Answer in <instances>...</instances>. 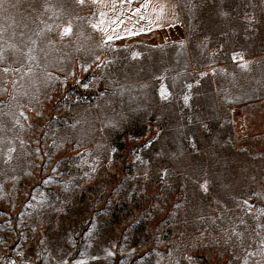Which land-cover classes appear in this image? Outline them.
<instances>
[{"label": "rangeland", "instance_id": "obj_1", "mask_svg": "<svg viewBox=\"0 0 264 264\" xmlns=\"http://www.w3.org/2000/svg\"><path fill=\"white\" fill-rule=\"evenodd\" d=\"M178 5L172 38L121 42L120 27H93L89 0L0 3V70L19 69L0 71V264H264V0ZM187 51L200 73L191 81L183 71L172 92L169 66L176 58L186 68ZM208 76L220 109L208 97L197 105L212 121L230 105L235 142L188 173L184 158H168L162 125L182 122L176 112L209 88ZM154 92L175 106L136 135L124 108L139 113ZM202 123L206 146L228 138ZM153 143L160 149L147 153Z\"/></svg>", "mask_w": 264, "mask_h": 264}, {"label": "trees", "instance_id": "obj_2", "mask_svg": "<svg viewBox=\"0 0 264 264\" xmlns=\"http://www.w3.org/2000/svg\"><path fill=\"white\" fill-rule=\"evenodd\" d=\"M166 47L176 48L177 46H175L174 44L171 45L169 44ZM174 60L175 61L171 62V66H169V68L171 69L170 74L172 75V77L168 78V83L171 89H173L171 85L172 80L185 75L187 78L189 77L188 78L189 80L192 81L194 80L195 73L197 74L200 73L199 70L200 67L198 65L196 66L193 65L194 62L191 60L190 57H188V51L184 53V59H183L184 62L186 63V64L184 63L186 68H182V70H179L178 64L176 62L177 59L175 58ZM192 69H196L194 70L196 71L194 74ZM108 71L109 70H107V72ZM183 71H184V75L182 74ZM156 75H159V72H154V74L152 75H147L146 79L153 80L157 77ZM202 81L203 82L207 81L209 83V88L201 92L199 90L198 91L195 90V98H193L192 100V105L190 109H186L185 111L178 110L176 112V116L178 117L179 120L182 121L179 125L172 126L171 123L168 121V118L164 116L165 114L163 115V117H165L166 120L162 125L163 132L161 134V140H165V147L169 148L170 150L168 158L171 161H174L176 158H184V160H186V163H188L184 167V169H187L188 173L191 172L192 166L190 165L192 161L194 162V160H196L198 157L202 156L203 154L213 155L217 149H223V151L231 150L235 142L230 113L228 110V106L230 105L227 106L224 114H222L221 112L218 113L214 118L215 120L213 121L210 120V118L205 114L206 108L204 106H201V104L197 105L199 100L204 99V97H208L212 99L214 108L220 109L219 107L221 106L220 103L218 102V92L211 80V77L210 76L205 77L201 79V82ZM116 92L118 93L119 91L112 92V94H115ZM172 92H177V90L173 89ZM110 93L111 92L108 93L107 91H103V95H108V94L110 95ZM152 97L156 99L154 100L153 103H147L146 105L138 109L131 107L134 109L132 111L139 112L136 114H130L131 113L130 109L126 107L124 108L123 106L125 111L124 114L126 118L131 119L130 124L127 125L126 128L127 130L130 125L134 124L132 125V127L140 128V132L139 133L136 132V135H142L146 129L148 122L152 118L158 117V115L162 116L160 115L159 108L163 111V109L175 106L173 104L174 103L173 100L165 103L159 101L157 92H154L152 94ZM114 98H116V96ZM113 103H114L113 105H115L114 107L119 108V106H121V104L119 103L116 102ZM187 116L189 117V119H187ZM201 120L207 123V125L211 130H216V129H220V131L227 130L229 132L228 138L218 137L216 140L217 141L216 144L206 146L202 141V139L209 137L211 134L207 133L204 128L201 129L203 126ZM176 127H181V129H184V133L181 134V132H179ZM174 131L175 133L179 134L178 136L176 135V138H174L175 136ZM172 136L174 139L172 138ZM191 141L194 142L195 148L191 146L190 144ZM156 146L158 145L156 143H153L152 147L148 150L147 153L154 152L157 151V149H160ZM174 148L177 149L174 150ZM194 151H196L197 153H195Z\"/></svg>", "mask_w": 264, "mask_h": 264}, {"label": "crops", "instance_id": "obj_3", "mask_svg": "<svg viewBox=\"0 0 264 264\" xmlns=\"http://www.w3.org/2000/svg\"><path fill=\"white\" fill-rule=\"evenodd\" d=\"M148 0H98L89 3L99 27H120L121 42L138 39L164 41L181 31L182 17L178 0H151L147 8L142 7ZM160 4H166L162 18H157ZM175 6V7H173ZM139 9V11H137ZM103 13L104 15H101Z\"/></svg>", "mask_w": 264, "mask_h": 264}, {"label": "snow or ice", "instance_id": "obj_4", "mask_svg": "<svg viewBox=\"0 0 264 264\" xmlns=\"http://www.w3.org/2000/svg\"><path fill=\"white\" fill-rule=\"evenodd\" d=\"M91 2L93 3V4H95V3H97L98 2V0H91ZM129 2H130V0H129ZM151 2V0H148V2L147 3H145L144 5H142V7H144V8H147L148 6H149V3ZM0 3H3V0H0ZM76 3L77 4H80V5H83L84 3H85V0H76ZM167 7V5L166 4H160L159 6H158V8H154L153 10L154 11H156L157 12V18L159 19V18H162V16H163V14H164V10H165V8ZM173 7H175V6H173ZM137 11H139V9H137ZM101 15H104L103 13H101ZM48 27H50V26H48ZM93 27L95 28V27H97V25H93ZM3 31V29H0V32H2ZM71 31H72V27H71V24L69 23V24H67L66 26H64L63 27V29H62V31H61V33H60V35H61V39H63V37L64 36H66V35H70L71 34ZM21 35H23V33H21ZM107 39H112V37L111 36H109V37H107ZM35 43H36V41H32V44L33 45H35ZM49 43H52V41H49ZM103 43V42H102ZM10 47L14 50L13 51V54L15 55V53L16 52H18V51H20L19 49H17L16 48V46L15 45H10ZM5 51H6V49L4 48V47H0V62H3V61H6L7 59H8V57L7 56H5ZM32 51V49L30 48L29 49V53ZM234 59H235V56L233 57ZM28 59L29 60H32V59H35L34 57H32V56H29L28 57ZM95 59L96 60H99L100 59V57L99 56H97V57H95ZM13 62H15V61H13ZM101 63H103V62H101ZM82 67H84V69L85 70H87V65H82ZM97 67H100V65L98 64L97 65ZM242 67H247V62H245L243 65H242ZM0 71H3L4 73H8V72H10V71H19V69H11L10 67H4L2 70H0ZM29 71H31V69H29ZM46 75H51L50 73H46ZM201 75H205V73H201ZM13 83H15V81H13ZM6 90V89H5ZM26 94V93H25ZM161 96L163 97V96H165V90H163V87H162V91H161ZM166 98V97H165ZM13 99H14V97H13ZM185 100H187V97H185ZM22 114V113H21ZM40 113L38 112L37 113V115H39ZM16 123L17 124H19V120H17L16 121ZM15 151V149L14 148H9L8 150H7V153H6V157H5V163H8L9 161H11V159H12V153ZM37 151H39V149H37ZM87 175V174H86ZM201 187L203 188V190L205 191V192H207L208 191V188H207V181H205L204 182V184L203 185H201ZM253 195H259V193H254ZM243 203L245 204V205H247L248 204V201L247 200H245V201H243ZM262 211V214H264V210H261ZM236 235H239V233H235ZM110 255H111V253H109ZM190 259V258H189ZM62 264H67V262L66 261H64V262H62Z\"/></svg>", "mask_w": 264, "mask_h": 264}]
</instances>
